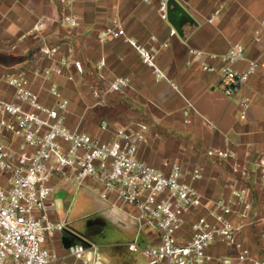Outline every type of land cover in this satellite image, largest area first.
I'll return each mask as SVG.
<instances>
[{
	"label": "built area",
	"instance_id": "2783aa9c",
	"mask_svg": "<svg viewBox=\"0 0 264 264\" xmlns=\"http://www.w3.org/2000/svg\"><path fill=\"white\" fill-rule=\"evenodd\" d=\"M169 1L159 3L160 15L166 20ZM46 20H37L31 35L42 37ZM62 22L73 27L79 21L75 14L67 13ZM170 32L176 34L177 29L172 26ZM109 36H124L157 79H166L178 88L157 62L161 47L168 42L139 43L127 35L120 21L100 32L102 41ZM44 46L50 54L57 50L55 45ZM189 52L194 57L203 53L196 48ZM210 56L221 64L203 61V68L220 73L228 95L239 91L259 68L256 59H250L244 69L235 66L245 58L243 44ZM105 63L102 58L99 66ZM73 65L83 70L81 61L63 55L45 76L52 72L72 77L69 71ZM33 71L41 75L39 67ZM5 79L12 94L0 91V176L5 178L0 182V264H106L95 240L74 239L69 247L64 245L65 234L72 237L79 231L67 214H52V209L62 206L53 197L56 183L62 180L79 187L88 185L135 220L137 231L128 248L141 251L146 264H264V195L255 200L249 180L254 175L264 183V154L255 161V172L232 148L208 147L206 156L231 162L237 178L229 195L205 196L196 184L206 170L202 160L166 159L163 167H158L138 156L140 145L148 140L146 122L111 129L109 122L103 121L101 128L112 136L94 135L68 125L70 100L57 81L49 86L56 100L48 105L42 103L40 92L25 73L8 72ZM128 83L126 77L115 76L106 93L119 92ZM241 102L245 118L250 98L245 96ZM184 114L190 123V110L185 109ZM56 243L63 253L57 251Z\"/></svg>",
	"mask_w": 264,
	"mask_h": 264
},
{
	"label": "crops",
	"instance_id": "0c3cea01",
	"mask_svg": "<svg viewBox=\"0 0 264 264\" xmlns=\"http://www.w3.org/2000/svg\"><path fill=\"white\" fill-rule=\"evenodd\" d=\"M173 1L181 4L189 14L186 17L178 11V28L161 17L160 0H0V52L18 56L33 40L37 43L54 34L58 37L44 45H55L59 49L50 54L43 45L29 59L2 65L0 70L25 73L34 89L40 92L42 103L48 105L56 100L49 86L57 81L62 94L70 100L69 124L81 120L94 124L107 121L114 129L146 122L148 140L138 151L142 160L158 167H163L166 159L202 160L206 170L204 177L196 182L200 191L209 197L229 195L237 178L231 162L210 158L205 150L210 146L230 147L240 160L249 163L252 171L257 172L254 163L264 154V0ZM67 13L77 16V25L65 26L62 17ZM42 17H47L42 37L31 35L32 27ZM116 21H120L127 35L139 43H169L161 47L157 62L178 88L166 79H157L153 69L143 62L124 36L100 39V32ZM172 26L177 29L176 34H171ZM235 44L245 47V58L235 66L244 69L250 59H256L259 68L239 91L228 95L220 73L204 69L202 62L219 66L221 62L210 55H221ZM190 48L203 53L194 57ZM63 55L81 61L83 70L73 65L69 71L72 77L67 76L68 79L52 72L45 76L46 70ZM102 58L106 63L100 67ZM35 67L40 68L41 75L34 74ZM115 76L126 77L128 85L119 92L106 93ZM64 84L73 90L64 89ZM5 86L2 90L11 96L12 88L6 80ZM77 90L83 92L82 106L74 103ZM96 91L100 95L97 96ZM245 96L250 98V105L244 118L241 101ZM185 109L190 110V123L185 121ZM96 133L104 138L112 136L111 131L100 128L93 129V134ZM249 180L253 184V197L259 201L264 195V183L254 175ZM0 182H5L3 176ZM86 187L92 189L62 180L56 183L55 190L63 188L72 193ZM119 212L135 225L136 234L135 220L128 219L124 211ZM52 214L66 215L55 208ZM55 246L59 253L64 252L60 244Z\"/></svg>",
	"mask_w": 264,
	"mask_h": 264
},
{
	"label": "rangeland",
	"instance_id": "374dc122",
	"mask_svg": "<svg viewBox=\"0 0 264 264\" xmlns=\"http://www.w3.org/2000/svg\"><path fill=\"white\" fill-rule=\"evenodd\" d=\"M34 44H36L35 40H33V43L30 45L26 46L27 48L22 51V54ZM58 50L59 49H57V51ZM1 53L7 52H0V54ZM7 54L11 56V59L7 61L0 60V67L2 65L9 66L22 61V54H19L18 56L11 53ZM8 72L9 71L6 70H0V91H3L2 89L6 87L5 78ZM61 76L65 79L67 78V75ZM62 87L66 90H73L71 89L73 87L68 84H64ZM75 95L77 99L74 103L82 106L83 92L77 90ZM69 125L76 129L86 130L91 133H93L94 128H100L103 130L101 128V123L94 124L82 120L79 121V123L77 121V123ZM97 135L102 136L100 134ZM53 195L56 202L59 200L62 201V206L58 207L57 210L60 211L62 215L67 214V219H69L72 225L79 231H85L88 229V219L102 218L107 221V225L103 228V233L98 235L96 239L97 243L100 245V250L106 264H146V258L141 251L132 252L128 248V242L134 238L135 225L126 221V217L119 214L121 213L119 212V209L112 207L109 202L98 197L94 190L86 187L80 192L74 190L72 193H69L66 189L58 188L54 191ZM113 211H116V213L112 214ZM128 219L130 218L128 217Z\"/></svg>",
	"mask_w": 264,
	"mask_h": 264
},
{
	"label": "water",
	"instance_id": "95a60500",
	"mask_svg": "<svg viewBox=\"0 0 264 264\" xmlns=\"http://www.w3.org/2000/svg\"><path fill=\"white\" fill-rule=\"evenodd\" d=\"M178 11L186 17L189 16L188 12L186 11V9L181 4H179L173 0H170L169 1V9H168V19L177 28L179 27V23H180V20H179L180 18L178 17ZM57 37H58V34H54V35L49 36L46 39L40 40L39 42H37L36 44L31 46L25 52L22 59L23 60L29 59L34 52H36L40 47H42L44 45L45 42L51 41L53 38H57ZM9 59H11V56L9 54H7V53H1L0 54V60L7 61ZM72 235H73L72 237L70 235H67V234H65L63 236V242H64V245L66 247H69L72 244V242L74 241V239L84 240V238L82 237L80 232L72 233Z\"/></svg>",
	"mask_w": 264,
	"mask_h": 264
},
{
	"label": "flooded vegetation",
	"instance_id": "af4514ba",
	"mask_svg": "<svg viewBox=\"0 0 264 264\" xmlns=\"http://www.w3.org/2000/svg\"><path fill=\"white\" fill-rule=\"evenodd\" d=\"M88 229L85 231H81V235L83 238H87L90 240L97 239V236L103 233L104 226L107 225V222L104 221L102 218H94V219H88ZM96 226V228H95Z\"/></svg>",
	"mask_w": 264,
	"mask_h": 264
}]
</instances>
